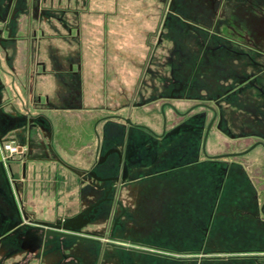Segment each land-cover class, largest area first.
<instances>
[{
  "label": "crops",
  "instance_id": "crops-1",
  "mask_svg": "<svg viewBox=\"0 0 264 264\" xmlns=\"http://www.w3.org/2000/svg\"><path fill=\"white\" fill-rule=\"evenodd\" d=\"M52 1L53 5L59 4L57 0H29L28 17L25 25L26 32H24L25 27L20 26L19 23L20 20L25 19V13L18 14L13 27L16 41L7 45L8 62L2 65L4 71H8L10 74L2 72L0 83L10 87L12 93L17 98L18 96L21 98L18 100V105H20L19 102L32 103L36 96L48 97L49 101L47 108L44 109V114L51 121L52 137L48 142V148H40L36 145L32 147V159L27 162L23 197L26 208L38 220L70 219L72 221L82 217L80 214L75 218L74 214L78 210H85L91 204H99L104 201L103 191L94 188L91 183L89 184L87 176H77L71 170L57 163L55 159H59L72 169L76 168L81 171L90 169L98 180H103L102 178L118 172L117 168H114L117 158L112 149H123L122 146L118 145L120 142L115 141L114 136L115 132L122 129V122L118 119L108 122L98 121L104 116L111 115L113 111L107 106L96 108L90 107V105L92 106L93 101L96 99L102 98L101 100L108 101L113 98L111 73L114 68L113 52L117 48L114 47L113 43L114 33H116L113 25L118 20L125 18V15L130 14L123 12L121 9L124 5L128 6L126 0H61L63 7L68 5L71 11L62 14L59 8L47 7ZM22 7L24 8V4ZM47 8L49 10L48 15L42 16L41 10H47ZM74 10L79 14L77 25L80 30L79 45L60 37L65 36L66 29L74 25L75 18L72 15ZM219 13L215 23L218 22ZM236 13L234 12V14ZM133 15V20L138 22L140 20L139 16ZM34 30H43L47 38L36 43H30L29 39L24 38V34L28 35ZM139 31L144 34L143 29ZM234 33L236 34V32ZM246 34L247 37H253L254 41L260 38V40L264 39V33L253 36L250 31ZM219 35L224 36L221 33ZM125 37H128V35ZM221 39L223 40L221 37L220 39L215 38L217 42L215 46L217 47L212 49L213 51H209L212 55L204 58L205 60L201 56L202 59L199 60L200 68L197 65L198 71L194 77L195 79L190 78L195 87L200 88L201 85L205 84L231 85L235 82L239 83L240 77L243 75L241 64L243 65L244 62L234 56H229V53L225 52L226 49L221 47L222 44H226L238 50L233 44L236 40L230 38L229 42L221 43ZM231 40L234 41L231 42ZM210 46L208 39L203 46V51L210 50ZM190 50L192 52V49ZM210 56L217 58L213 60ZM192 60L193 56L186 67L193 63ZM37 62H42L46 70V74L42 78H35L31 74ZM76 63L81 66L79 86H75V82L65 73L70 64ZM126 65L128 67V64ZM191 67L193 66L191 65ZM191 67H189V70ZM97 69L106 70L105 76H99ZM175 70L176 72L181 70L179 64L175 65ZM185 71H188V69H185ZM182 75L183 73L179 72L178 77L175 79L183 82V78L188 80V72L184 77ZM258 78L260 84L264 83V71ZM137 82V88L132 92L131 99H127V102L116 109L115 115H118L117 113L124 109H129L126 108V105L139 99L145 84V78H140ZM102 84H104V93L97 94L94 92L93 86L98 85L99 88ZM95 88L98 91V88ZM262 88L264 90V87ZM127 89L121 88L120 94L122 96L120 97L122 99L127 98L125 97ZM145 107H130V109H138L135 111V115L130 114L127 116L133 123L145 125L155 132H159L161 123L157 120V117L159 119L158 110H160V107L153 108L156 110V114L152 109H146ZM105 112L108 114L99 115ZM168 117L167 127H170L173 116L169 113ZM236 117L237 115L224 113L225 127L233 135L240 129L239 124L236 123L240 122V117ZM97 136H99V139ZM5 137L9 139V142L10 139H13L18 144L21 143L22 134L20 130H15L9 132ZM130 143L132 144L131 149L135 147L139 149L138 142L131 141ZM221 145L222 140L216 142L214 136L207 145L209 154H218L214 151L220 149ZM1 148L0 152L4 151ZM163 153L162 155H164ZM248 154L246 153L244 156ZM132 159H135V157L132 156ZM96 160L99 163L93 165ZM13 168L14 172L18 171L17 165ZM205 173L208 174L205 168H202L200 174H196L193 172V167H190L178 170L175 173H169L167 176H154L126 185L120 192L119 199L124 203L126 209L121 217L123 228L118 230L117 234L126 236L130 241L145 243L142 237L146 228L163 229L161 231H164V235L168 238L173 234L170 229L187 227L188 220L193 219L191 214H193V207L196 204L194 201L203 195L202 190H200L205 186L203 182L210 180L205 176ZM130 174L132 177L138 175L137 167H133ZM235 181L233 179L232 183ZM197 182H200V185H197ZM226 190H232V188L229 187ZM228 205H225L224 213L229 211L227 209ZM103 207L106 208V203L103 204ZM249 207L250 205L247 206V204L238 206V208L244 209ZM3 212L8 215L7 220H11L9 216L12 211L4 208ZM103 217L101 218L103 219ZM246 218L247 221L250 220L249 216H246ZM238 221H241V219L239 218ZM252 221L250 220L249 224H252ZM249 224L248 226L243 225V227L250 228ZM188 226H193V223ZM241 226L238 227L239 230ZM246 239L243 242L240 241L239 248L258 247L259 244L256 239ZM261 240L264 242V238ZM262 242L259 243L263 244ZM242 264L252 263L242 261Z\"/></svg>",
  "mask_w": 264,
  "mask_h": 264
},
{
  "label": "flooded vegetation",
  "instance_id": "flooded-vegetation-1",
  "mask_svg": "<svg viewBox=\"0 0 264 264\" xmlns=\"http://www.w3.org/2000/svg\"><path fill=\"white\" fill-rule=\"evenodd\" d=\"M174 0H169L167 8L171 11ZM28 2L29 0H0V74L8 71H4L2 65L8 62V49L7 45L16 41L14 33V24L18 14L25 13V19L20 20V26L25 27L28 17ZM58 5H53V1L49 3L48 8H56L60 10V13L71 12L69 6L63 7L61 0H57ZM224 2V1H223ZM24 4V8L18 6ZM26 5V7H25ZM41 10L42 16H47L49 10ZM169 13V12H168ZM75 18L74 25L68 27L65 31V36H60L61 39L69 40L79 45L80 30L78 25V12L74 10L72 12ZM60 21V20H59ZM26 27L24 32H26ZM212 32V30H211ZM209 33V32H208ZM216 34V33H215ZM213 34V35H215ZM24 38L29 39L30 43H36L40 40L47 38L43 30H34L30 34H24ZM221 37V35L219 36ZM160 41V39L158 40ZM234 41V40H233ZM231 40V42H233ZM237 48L239 45L233 42ZM233 46V45H232ZM221 47L226 49V53L235 54L238 56H245L249 59L250 63L254 67L262 66L254 61L250 53L238 52L226 44H222ZM213 51V50H211ZM251 52V49H250ZM264 71V66H262ZM72 81L75 82V86H79L81 66L79 63L70 64L66 68L65 72ZM8 74H10L8 72ZM35 78H42L46 74L45 67L42 62L35 63V68L31 73ZM15 80V78H14ZM174 83L178 87L173 88L170 93L165 96L168 99L166 103L160 106L159 122L161 123V130L155 132L154 130L146 127L145 125L135 124L131 121L128 116H120L111 114L104 116L98 121L108 122L113 119H118L122 122V134L121 137L118 134L115 136V141H119L118 145L120 148H113L112 151L117 158V163L114 168H117L118 172L110 174L107 177L98 180L91 170H77L71 168L69 165L61 162L59 159H55L57 163L66 167L67 169L74 172L77 176H87L89 184L94 185V188H98L103 191V199L99 204H91L87 209L78 210L74 216L80 215L79 219L72 220H60L54 221H43L33 217L32 212L26 208L25 200L23 197V190L25 188L26 176H27V162L30 161L31 151L33 146H39L40 148L49 147V140L52 137V126L49 118L44 114V109L47 108L48 97L47 96H36L32 103H20L14 93H12L10 87H6L0 83V148L4 151L0 152V264H130L131 259L128 251L130 250L135 254L152 255L158 259L177 260L184 263L191 264H219L218 262H225L226 264H242V261H250L252 264H264V242H262L264 228L260 231L258 241V247H253L248 250L240 249L238 251L227 252L217 251L216 253L209 252L206 249V244L210 235L215 233L224 232L227 228L226 218L224 217L225 205L229 204L235 207L244 204L240 203L239 196L240 192L237 189L224 190L221 187L218 189L217 200L214 203L216 207L215 212L212 211L210 217L207 220V228L205 235L207 236L204 240V244L200 250H192L188 248L186 251H172L171 248L161 247L159 245H150L148 248L144 247V243L140 241H130L126 236L117 234L118 230L122 229L123 223L121 221L122 215L126 209L124 203L120 199V192L122 189L133 184L136 181H140L146 178H153L154 176H167L169 173H175L178 170L193 167V149L197 150V157H203L204 161L201 164L206 167L205 170L208 173L209 163H221L224 159L238 158L243 155H237L244 152L255 145L248 153L260 148L264 153V141L256 140L251 143L246 149L239 152H227L219 154H209L208 142L214 136L216 142L219 139L222 140L224 134L229 139L235 140L236 136L231 134L225 127V119L222 107L218 100L213 101V105L209 103H200L193 106L186 111L180 110V108L174 104L178 100L186 99L188 97H181L179 94L184 86L194 92L195 88L193 82L189 79L186 82L173 79ZM14 83V82H13ZM259 83L258 76L250 74L241 79L238 86L227 88L225 90V96L228 100H234V97L238 92L245 90L249 87L256 88L259 93L264 96V90L257 86ZM223 86V84H222ZM221 84L204 85L207 92L214 93L220 91L223 87ZM18 95V94H17ZM225 97V98H226ZM17 101V102H16ZM146 103L130 102L126 105V108L130 107H145ZM201 107L207 111L212 112L211 118L206 122L203 127V132L199 142L193 139V129L188 128L185 132L179 135L177 124L170 128V137L179 136L173 140L167 142L164 139L167 138L166 133L168 131V120L169 113L174 117L184 118L190 114L193 109ZM129 120V123L126 122ZM257 119H252V124L256 123ZM259 121H262L260 118ZM263 122V121H262ZM20 130L22 137L21 143H15L13 139H6V135L9 132ZM139 132L142 133L141 141L138 142L139 149H131L130 143L132 141L131 135ZM174 134V135H172ZM144 136V137H143ZM145 137H149L146 139ZM99 139V136H97ZM5 146H11L14 148L13 152H9L6 155ZM136 146V145H135ZM134 147V145H133ZM136 149V150H135ZM139 152V153H138ZM164 152V153H163ZM162 153L165 155H162ZM247 153V154H248ZM162 155V157H160ZM132 156L135 159H132ZM103 160V159H102ZM101 160V161H102ZM95 163H99L96 160ZM18 167V171L14 172V166ZM136 168L139 174L132 177L130 171L132 168ZM228 168L224 169L221 177V181H225L223 176L226 175ZM208 175V176H207ZM207 178H210V174H206ZM139 179V180H138ZM204 188L202 190V197H198L194 201L193 214L191 220H188L187 227L185 228H172L170 232L173 233L167 239L171 243L177 244H190L192 241L193 227L201 225L204 213L207 212V203L210 196L209 181H204ZM221 182V185H223ZM220 185V186H221ZM237 194V195H236ZM234 196L233 204L228 199L230 196ZM253 200L250 205V214L252 215V224L258 228L264 227L261 223H264V199L259 203V194L255 192L252 196ZM236 201V202H235ZM106 203V208L103 204ZM10 209V219L7 220L6 214L3 209ZM216 211H218L216 213ZM217 214V215H216ZM104 216V217H103ZM218 221L216 229L209 234V225L215 220ZM103 217V219L101 218ZM208 217V216H207ZM70 218V217H69ZM193 223V226H188ZM233 222V221H232ZM234 222H236L234 220ZM240 222V223H239ZM233 224L234 223H229ZM242 225V221H237L234 231L241 232L238 227ZM89 226L88 228H86ZM229 226V225H227ZM249 238L255 240L252 236V228L249 230ZM240 241V240H238ZM262 242L263 244H260ZM98 245V250L94 253H86L79 251L78 249L85 244ZM142 243V244H141ZM240 242L236 243V248H239ZM142 245L143 247H140ZM74 246V248L72 247ZM111 249V253L107 250ZM121 250V251H120ZM124 250V251H123ZM131 252V253H132ZM138 264H142V261ZM221 264V263H220Z\"/></svg>",
  "mask_w": 264,
  "mask_h": 264
},
{
  "label": "rangeland",
  "instance_id": "rangeland-1",
  "mask_svg": "<svg viewBox=\"0 0 264 264\" xmlns=\"http://www.w3.org/2000/svg\"><path fill=\"white\" fill-rule=\"evenodd\" d=\"M126 2L128 6L124 5L121 9L123 12L130 15H125V18L120 21L118 20L117 23L113 25L114 31H116V33H114L113 43L114 47H117L113 52L114 68L111 73L113 80V98L108 101L101 100L102 98L96 99L90 107L102 108L107 106L112 109V114H116V109H119L127 102V99H131L132 92L137 88V81H139L140 78H145L142 93L136 103H146L145 108L152 109L156 114V110L153 108L160 107V105L166 103L168 99L164 97L167 96L173 88L178 87L173 79L178 77L179 72L183 73V77L188 72V80L194 78L198 71L197 65H199L200 58L202 59L203 57L204 59L212 55L209 51L217 47L215 46V44H217L215 38L217 37L220 39V33L224 34L223 37L221 36V38H223V40L221 39V43L229 42L228 40H230V38L235 39V44L239 45V47H237L238 52H249L254 61L264 66V39L260 40V38L254 41L253 37L245 36L247 35L246 33L250 31L253 36L264 33V0H174L171 11H169V7L167 8L169 0H126ZM234 12L237 13L234 14ZM218 13V22L215 23ZM133 14L139 16L140 20L138 22L133 20ZM137 29H143L144 34ZM234 32H236V34ZM213 34L215 35L210 36ZM127 35L128 37H125ZM159 39L160 41H158ZM208 39L211 45L209 47L210 50L203 51V46ZM190 49H192V52ZM192 56L193 63L191 62V65L193 67H191V65L186 67L189 60L191 61ZM229 56H234L244 62L243 65L241 64L243 75L240 78L242 80L250 74L256 76H261V74H263L262 66L254 67L247 57L231 53H229ZM210 58L216 60L217 57L210 56ZM150 61L151 63H149ZM126 64H128V67ZM176 64H179L181 67V70H178V72L175 70ZM189 67H191L190 70ZM185 69H188V71H185ZM105 71L104 69H97V73L101 77L105 76ZM182 80L186 82V79L183 78ZM237 84L238 83L235 82L231 85H221L223 88L214 93L207 92L204 85H201L200 88L195 87L197 89L194 92L191 91V88L188 89L184 86L179 94L181 97L187 96L188 100L182 99L176 102L180 110L186 111L190 106L200 103H209L213 105V101L218 100L223 113L237 115L238 118L240 117V122H236L239 124L240 128L235 134L236 139L231 140L224 134L221 148L214 151L218 154L239 152L256 140L264 141V96L259 93L256 88L251 86L238 92L234 100H228L224 93L225 90H227L229 86L230 88L238 86ZM257 86L262 88L264 87V83L258 84ZM95 87L98 88V85ZM95 87L93 86V89H95L94 92L97 94L104 93V84L99 86L98 91ZM121 88H128L125 96L127 98L122 99L120 97L122 96L120 94ZM137 109L138 108L124 109L117 114L123 117L130 114L135 115ZM105 114L106 112L100 113L99 115L103 116ZM211 116L212 112L198 107L193 109L190 114L184 118L174 117L170 122L172 125L168 127L166 133L167 138L164 139V141L169 142L174 138H179V136L170 137L172 132L169 134L170 128L173 129V126L177 124L178 128L176 130L179 131V135L192 127L194 133L193 140L199 142L203 127ZM254 118L257 120L256 123L252 124L250 120ZM260 118L263 122L259 121ZM157 120H159L158 117ZM250 123L251 125H249ZM118 133L121 137L122 129L115 132L114 136ZM141 135L142 133L139 132L132 134V141L143 140ZM145 138L149 139V137ZM218 141L221 140L219 139ZM9 154L10 153L6 151V155ZM197 154V150L193 149V172L200 174L202 168L206 167L201 164L204 158L201 157V155L197 157ZM226 168H228V170L226 175L223 176L225 178L223 183L221 177L224 175L223 172ZM208 173L210 174L209 188L211 192L207 203V212L204 213L202 224L193 227L191 243L186 245H175L167 239L164 235V231H161L163 229L146 228L142 237L145 241V248L154 244L165 248H171L170 250L172 251L183 252L189 250L188 248L200 250L204 244V240L207 239L205 235V230L208 225L207 220L212 211L215 212L216 210L214 203L217 200L218 189L220 187L224 190L229 187L232 189L237 188L238 190L241 188L238 197L235 198L232 195L228 197V199L231 200V204H233L234 198L235 200L239 198L240 203L244 202V204L248 206L254 201L252 196L255 192L259 194V201L257 203L264 199V153L260 148H257L246 156L224 159L218 164L209 163ZM233 179L236 180L234 183H232ZM221 182L223 185H221ZM197 183V185H200V182ZM227 209L229 211L225 212L226 215L224 214V217L226 218V223L229 221L227 224L229 226L226 225L227 228L224 232L219 231L218 234L215 233L214 235H210L208 242L205 243L207 246L206 249L211 253H216L217 251H226L227 253L243 249L236 248V243L240 241L243 242L247 240L246 238L249 239L250 228H252L253 238L257 240L261 237L260 231L264 227L258 228L249 224L250 220L254 219H252V215L250 214V207L244 209L228 205ZM217 212L218 211H216V213ZM246 216L250 217L249 221L246 220ZM216 218L217 216H215V220L212 224L209 225V234H211L213 230H216L214 229L218 224ZM239 218L242 221V226L240 227L241 232L234 231L233 229ZM234 219L236 222H234ZM229 223H234V225ZM248 224L250 228L243 227V225L248 226ZM261 224L264 226V223ZM262 234L264 238V232ZM139 246L143 247L142 245ZM72 247L74 248V246ZM78 250L86 253H94L98 250V245L87 243ZM125 251H128L131 258L129 260L130 264H138V262L140 263L141 261L142 264L184 263L177 260L158 259L152 255H138L130 250ZM107 252L111 253L112 251L108 249ZM218 263L226 264L225 262ZM191 264L196 263L192 262Z\"/></svg>",
  "mask_w": 264,
  "mask_h": 264
},
{
  "label": "water",
  "instance_id": "water-1",
  "mask_svg": "<svg viewBox=\"0 0 264 264\" xmlns=\"http://www.w3.org/2000/svg\"><path fill=\"white\" fill-rule=\"evenodd\" d=\"M126 122L129 123V120H126ZM253 147H255V145L252 146L251 148H249L248 150H246V151H244V152H241V153H239V154H237V155H243V154H246V153H248Z\"/></svg>",
  "mask_w": 264,
  "mask_h": 264
},
{
  "label": "built area",
  "instance_id": "built-area-1",
  "mask_svg": "<svg viewBox=\"0 0 264 264\" xmlns=\"http://www.w3.org/2000/svg\"><path fill=\"white\" fill-rule=\"evenodd\" d=\"M5 151H8V152H13L14 151V148H12L11 146H5Z\"/></svg>",
  "mask_w": 264,
  "mask_h": 264
}]
</instances>
